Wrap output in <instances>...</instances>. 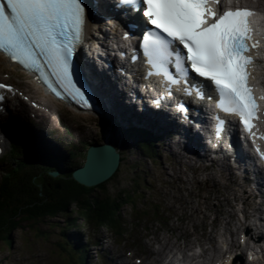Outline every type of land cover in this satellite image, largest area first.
<instances>
[{
  "label": "snow or ice",
  "instance_id": "1",
  "mask_svg": "<svg viewBox=\"0 0 264 264\" xmlns=\"http://www.w3.org/2000/svg\"><path fill=\"white\" fill-rule=\"evenodd\" d=\"M120 3L136 11L141 24L150 26L143 31L142 47L154 73H163L170 84L188 79L190 74L210 82L218 96L216 107L237 115L245 129L251 130L257 105L247 82L252 58L245 53L257 45L249 44L248 18L253 15L249 9L220 11L219 0ZM87 7L83 0H0V50L25 68L51 73L55 83L84 107H89L90 98L74 82L70 61L83 35ZM172 61L175 78L168 71ZM40 78L56 92L46 75ZM224 123L218 119L217 136ZM257 152L264 160V152L259 148Z\"/></svg>",
  "mask_w": 264,
  "mask_h": 264
},
{
  "label": "rangeland",
  "instance_id": "2",
  "mask_svg": "<svg viewBox=\"0 0 264 264\" xmlns=\"http://www.w3.org/2000/svg\"><path fill=\"white\" fill-rule=\"evenodd\" d=\"M39 96L46 98L43 95ZM59 109L65 116L71 117V114L67 113L65 109L61 107ZM83 115L86 116L88 114ZM74 118L80 121L83 126V131L79 139L65 149L64 155L66 160L67 157L76 154L77 160L82 161L84 158L83 147L85 143L90 140L89 136L92 132L93 124L91 123V119L87 117L78 116ZM99 122L101 121L99 120ZM101 134L102 131L100 132V137ZM97 136L99 137V133ZM115 145H118V143L115 142ZM166 148L167 144L161 143L160 141L156 143L157 151L155 154L157 160H153L151 166L147 165L148 159H146L145 163L141 162L143 160H139V157L142 156L141 153H143L142 149L139 151V149L134 147L131 148L130 152L129 148H122L125 159L119 163L115 170L117 176H114L106 185L110 192L126 190V195H131L128 199H130L132 203L123 205L120 211V218L118 219L121 225L116 224L117 226L114 227V224L105 223V230L117 229L122 230L124 233H128L130 230L133 232H144V228L148 227L150 230L149 235L151 233H157V235L161 237L167 235V229L162 226V224L145 221L147 218L153 216V212H159L156 210L157 207H162L169 212H173L171 211L170 204L173 202V197H175L173 195H176V193L170 191V189H173V181L175 185L179 182L178 179H174L175 175L173 173L176 172L175 169L177 167L173 165L174 160L168 156L169 153ZM11 163L10 159L1 163L0 169L8 170ZM18 176H23L22 172L18 173ZM163 181H166L167 186ZM1 183L2 182H0V185ZM167 187L170 189H167ZM179 194H181L183 199H186L183 211L187 208H191L195 203L194 199H196L193 195V190L188 188L184 192L180 191ZM121 201L122 199L119 203H121ZM146 209H148V211L143 212ZM136 210L138 213L133 212ZM81 212L82 211H78L76 207L73 206L68 213L59 214L54 218L44 217L34 222L19 220L23 222H20L19 227L10 233L7 238L9 241L3 238L5 232L0 229V264H73L69 262V260H65L67 255L69 258L71 255L68 248L67 251L69 252L67 255L64 253L61 237L65 234V230L69 233H71V231H85V227L87 228L89 223L82 220L83 218L80 216ZM83 216H85V214H83ZM134 218H140L142 221L138 224ZM72 224L78 228L73 230V228H71ZM179 224H181V222L178 220L176 230L178 226H180ZM187 233L190 235L192 234L190 231ZM99 237L101 236L99 235ZM73 240L72 236H70V241ZM85 243L88 244V242ZM78 249L80 250L82 248L78 247Z\"/></svg>",
  "mask_w": 264,
  "mask_h": 264
},
{
  "label": "trees",
  "instance_id": "3",
  "mask_svg": "<svg viewBox=\"0 0 264 264\" xmlns=\"http://www.w3.org/2000/svg\"><path fill=\"white\" fill-rule=\"evenodd\" d=\"M69 162L73 163V159ZM1 176L3 180L0 181V229L5 232V239L19 227L20 222H34L44 217L54 218L59 214L68 213L73 206L78 211H83L87 215L86 218L92 222L113 223L116 227L119 222L117 216L120 215L123 205L131 201H128L130 196L126 197L122 190L110 192L106 185L117 176L116 174L90 187L79 184L69 173L56 176V181L51 180L49 176H45L41 181H35L36 176H29L25 181L24 175L17 178L9 176V172H4ZM56 183L58 187H55Z\"/></svg>",
  "mask_w": 264,
  "mask_h": 264
},
{
  "label": "bare ground",
  "instance_id": "4",
  "mask_svg": "<svg viewBox=\"0 0 264 264\" xmlns=\"http://www.w3.org/2000/svg\"><path fill=\"white\" fill-rule=\"evenodd\" d=\"M88 54V53H87ZM97 69L99 70L100 69V66H97ZM130 71H132L133 73H136V70L134 69V67L133 66H130ZM105 93L107 92V91H104ZM127 97H131L130 95H128L126 92L124 93ZM131 100V99H130ZM107 102H109V100H107ZM54 105V104H53ZM1 117L3 118V123L5 122V119H4V117H3V115L1 114ZM74 117H78L77 115H74ZM90 118H92V117H90ZM110 118L112 119V121H117V120H120V118L118 117V116H116L115 115V113L114 112H112L111 114H110ZM94 120L96 121V122H98V120L97 119H95L94 118ZM117 126L119 127V129H118V131H119V134H120V136H122V137H124L125 136V130H124V128H122V123H121V121H117ZM222 129V128H221ZM222 131H223V133H225V131L222 129ZM235 137V133H233V138ZM258 138H260V139H262L263 137H258ZM129 139V138H128ZM115 140H114V144H115ZM142 143L144 144V146L143 147H135V148H137V149H139V151L142 149L143 150V153H141L142 154V156L141 157H139V160L141 161V160H143V161H141V162H143V163H145L146 162V159H148L149 161L147 162V165H149V166H151V164H152V161L153 160H157V158H156V154H155V152L154 151H152V149H151V143L149 142H147V141H142ZM116 146V148H117V150H119L120 151V149H119V145H115ZM100 146L99 147H97V150L95 151V153H96V155L98 156V158H100V161H102V162H105L106 164L108 163V160H105L104 159V157H105V153H100L99 154V151H100ZM131 148H134V147H130V152H131ZM243 148V147H242ZM237 149H239V148H237ZM244 151V148L243 149H240V152L238 153V155H240L242 152ZM123 152V151H122ZM194 152H190V151H188V155H191V154H193ZM144 154H147V155H144ZM222 159H223V157L217 162V163H219L220 161H222ZM134 164V163H133ZM217 165V164H216ZM215 167V166H214ZM84 172H86L87 173V170L86 169H84L83 170ZM94 172L95 173H97V174H100V171H99V169H95L94 168ZM19 173H21V171L19 172ZM18 174V173H17ZM61 173H60V171H58L57 172V175L59 176ZM88 174V173H87ZM174 175H175V178L174 179H180L181 180V175H179V176H177L178 175V172L176 171V172H174L173 173ZM56 175V176H57ZM55 176V177H56ZM93 176H95L96 177V175H93ZM164 182V181H163ZM161 184V183H160ZM164 184L167 186V184H166V181L164 182ZM172 187H173V189H176L177 188V185H175L174 184V181H173V185H172ZM172 189V190H173ZM164 194H166L165 192H163ZM127 197H128V195H126ZM128 201H130V199H128ZM129 203H132L131 201L129 202ZM128 204V203H127ZM249 204V203H248ZM217 211H219V207L217 208ZM234 215H235V213H233ZM178 220L180 221V219L178 218ZM180 226H178V229H180V228H182V225L181 224H179ZM242 227L243 228H246V229H248V230H250V233H248V235H247V241L249 242V243H251V242H256V240H253L252 239V234H251V231H256V229L258 228V227H256V224H254V225H250V223H248L247 221H246V219H243L242 220ZM177 229V230H178ZM254 229V230H253ZM188 231H186V230H184V233H185V236H189L190 234H188L187 233ZM253 233V232H252ZM177 238V237H176ZM261 242V241H260ZM260 242H256V243H260ZM165 247V246H164ZM173 247H175V244H174V242H170V240H168V248H169V250H171L172 251V248ZM236 252V249H235V247L233 246V244L232 243H230V244H227L224 248H222L221 250H220V252H219V256H221V255H224V254H226V253H235ZM235 259H236V261H237V263L238 264H240V262H241V259H240V256H238L237 254H235Z\"/></svg>",
  "mask_w": 264,
  "mask_h": 264
},
{
  "label": "water",
  "instance_id": "5",
  "mask_svg": "<svg viewBox=\"0 0 264 264\" xmlns=\"http://www.w3.org/2000/svg\"><path fill=\"white\" fill-rule=\"evenodd\" d=\"M99 147V146H97ZM97 147H91L89 149V152L86 156V163H87V167H91L92 171H93V175H96V179L93 177V175H91V172L89 171V169L87 168V173L86 176L87 178L84 179H79V177L77 176V178L85 185H92V184H96V183H101L102 181L108 179L116 170L117 165H118V154H116L114 152V149L109 147L108 145H101L100 146V153H105V160H108V163L106 164L105 162L100 161V158H98V156L96 155L95 151L97 150ZM94 168L95 169H99L100 174H97L94 172ZM80 176H82L80 174Z\"/></svg>",
  "mask_w": 264,
  "mask_h": 264
}]
</instances>
